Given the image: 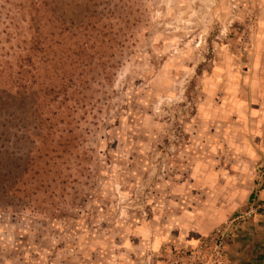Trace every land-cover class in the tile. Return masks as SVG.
<instances>
[{
  "label": "rangeland",
  "instance_id": "obj_1",
  "mask_svg": "<svg viewBox=\"0 0 264 264\" xmlns=\"http://www.w3.org/2000/svg\"><path fill=\"white\" fill-rule=\"evenodd\" d=\"M258 13L257 0H0V264H65L149 218L202 69L222 43L253 49Z\"/></svg>",
  "mask_w": 264,
  "mask_h": 264
},
{
  "label": "crops",
  "instance_id": "obj_2",
  "mask_svg": "<svg viewBox=\"0 0 264 264\" xmlns=\"http://www.w3.org/2000/svg\"><path fill=\"white\" fill-rule=\"evenodd\" d=\"M257 5L253 49L236 57L222 43L202 69L187 142L176 161L163 163L167 173L151 191L150 217L132 214L114 235L105 231L98 242L73 246L65 264H164L170 245H196L247 206L264 163V0ZM257 197L264 203V182ZM222 264H264V208L230 234Z\"/></svg>",
  "mask_w": 264,
  "mask_h": 264
},
{
  "label": "built area",
  "instance_id": "obj_3",
  "mask_svg": "<svg viewBox=\"0 0 264 264\" xmlns=\"http://www.w3.org/2000/svg\"><path fill=\"white\" fill-rule=\"evenodd\" d=\"M254 180L252 195L244 209L227 218L194 246L180 249L170 245L166 250L164 264H222L230 234L264 208V203L257 197V190L264 182V163L257 166Z\"/></svg>",
  "mask_w": 264,
  "mask_h": 264
},
{
  "label": "trees",
  "instance_id": "obj_4",
  "mask_svg": "<svg viewBox=\"0 0 264 264\" xmlns=\"http://www.w3.org/2000/svg\"><path fill=\"white\" fill-rule=\"evenodd\" d=\"M3 166V165H2ZM5 175H6V172L5 173H3V172H0V179L1 178H3V177H5ZM1 189L3 190L4 189V184L2 183V185H1ZM3 195H1V197H0V200H3V198H4V193H2Z\"/></svg>",
  "mask_w": 264,
  "mask_h": 264
}]
</instances>
